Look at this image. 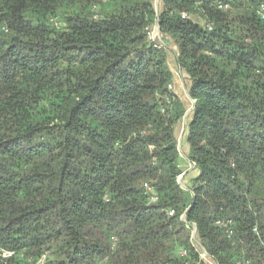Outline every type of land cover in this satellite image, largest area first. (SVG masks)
<instances>
[{
    "label": "trees",
    "instance_id": "1",
    "mask_svg": "<svg viewBox=\"0 0 264 264\" xmlns=\"http://www.w3.org/2000/svg\"><path fill=\"white\" fill-rule=\"evenodd\" d=\"M262 2L0 0V264H264Z\"/></svg>",
    "mask_w": 264,
    "mask_h": 264
},
{
    "label": "built area",
    "instance_id": "2",
    "mask_svg": "<svg viewBox=\"0 0 264 264\" xmlns=\"http://www.w3.org/2000/svg\"><path fill=\"white\" fill-rule=\"evenodd\" d=\"M217 8H219V9H227V8H229V5L228 4H224V3H222V2H219L218 1V3H217ZM256 13H257V15L259 16V18H261L262 20H264V3L262 2V3H260L259 5H258V8H257V10H256ZM186 16V13H181V17H185ZM206 27H207V29H211V25L210 24H207L206 25ZM148 35H149V38L152 40V41H154L155 42V46L156 47H161L160 45V42L159 41H157L156 40V38L158 37L159 38V30L157 29V24H155L154 26H153V28L151 29V30H149V32H148ZM181 76V71L179 70V69H177V70H175L174 71V77H180ZM167 88L169 89V90H171L172 89V83H169L168 85H167ZM191 102H193V100H191ZM149 148H152V146H149ZM188 165H189V167L191 168V167H193V163L192 162H190V161H188ZM181 176H182V174L181 175H179L178 176V179H177V181L181 184ZM182 185V184H181ZM143 186L145 187V189L147 190V191H151V186H149V184L148 183H144L143 184ZM183 186V185H182ZM156 199H157V197L155 196V195H150L149 196V201L150 202H154V201H156ZM166 214L168 215V216H171V215H173L174 214V210L173 209H168L167 211H166ZM215 225H217L218 227H220V228H222L223 230H224V232H225V234H226V236L228 237V238H231L232 236H233V233H234V231H233V228H232V221L230 220V219H217L216 221H215ZM187 228H189L190 229V232H191V236L193 237L194 236V234H195V231H196V226H195V224H188L187 225ZM255 230V229H254ZM115 240V239H114ZM185 251H181L180 252V255H185ZM8 255H10L11 254V252H9V253H7ZM200 256L201 257H206L207 255H206V253H205V251L204 250H202V252L200 253Z\"/></svg>",
    "mask_w": 264,
    "mask_h": 264
},
{
    "label": "rangeland",
    "instance_id": "3",
    "mask_svg": "<svg viewBox=\"0 0 264 264\" xmlns=\"http://www.w3.org/2000/svg\"><path fill=\"white\" fill-rule=\"evenodd\" d=\"M152 28H153V27H152ZM158 30H159V29H158ZM156 40L160 42V44H161V49H162V48L167 49V48H171V47L173 46V45H171V43H168V44L164 43L163 40L161 39V35H160V33H159V38L157 37ZM171 49H172V48H171ZM173 58H174L173 54L168 55V63H169V65H170V67H171L172 69H175L176 67H175V65L173 64V60H174ZM184 83H185V80H184ZM172 84H173V83H172ZM185 91H186V94H187V90H185ZM187 111H188V110H187ZM185 114H186V113H185ZM184 125H185V122L182 121L181 125L179 126V131H178V133H177V142H178V144H179L180 141L182 140V133H181V130L183 129ZM179 153H180V156L183 155L182 150H181L180 148H179ZM183 158H184V157H183ZM182 164L184 165L185 168L190 169V167H189V165H188V161H186V164H185V162L183 161ZM183 182H184V180H183V181L181 180V184H182V185H184ZM23 252H24V251L21 250L20 252H18V253L16 254L19 258H22V257H23V258L25 259L23 264H45V263L48 261V259L50 258V257H49V254L45 253L44 255L38 257L36 260H32V259H30L29 257L27 258V257L23 256V254H24ZM3 256H5L4 253L1 254V257H3ZM201 258H202V259L204 258V260L206 261V264H216V263L213 262L210 258H209V259L206 258V257H201ZM21 260H22V259H21Z\"/></svg>",
    "mask_w": 264,
    "mask_h": 264
},
{
    "label": "crops",
    "instance_id": "4",
    "mask_svg": "<svg viewBox=\"0 0 264 264\" xmlns=\"http://www.w3.org/2000/svg\"><path fill=\"white\" fill-rule=\"evenodd\" d=\"M172 87H173V90L174 92L177 94V95H180V94H184L185 97H188L187 94H186V87H185V83H184V77L183 75H181L180 77H177L173 80V84H172ZM189 112V109L188 111H186L185 113L187 114ZM186 114L184 115V119L183 121L185 122L186 121ZM183 129L181 130V133H182ZM181 142V141H180ZM181 157L183 158L184 156L181 155ZM185 160V157L183 158ZM186 161L185 160V164H186ZM187 179V178H186ZM183 181V180H182ZM186 181H184L183 183H185Z\"/></svg>",
    "mask_w": 264,
    "mask_h": 264
},
{
    "label": "water",
    "instance_id": "5",
    "mask_svg": "<svg viewBox=\"0 0 264 264\" xmlns=\"http://www.w3.org/2000/svg\"><path fill=\"white\" fill-rule=\"evenodd\" d=\"M157 29H159V28H158V25H157Z\"/></svg>",
    "mask_w": 264,
    "mask_h": 264
}]
</instances>
